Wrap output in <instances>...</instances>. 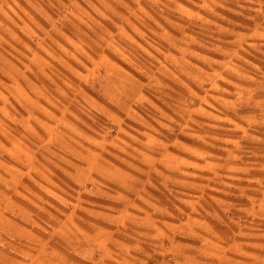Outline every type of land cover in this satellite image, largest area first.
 Here are the masks:
<instances>
[{"label":"rangeland","instance_id":"1","mask_svg":"<svg viewBox=\"0 0 264 264\" xmlns=\"http://www.w3.org/2000/svg\"><path fill=\"white\" fill-rule=\"evenodd\" d=\"M7 221L26 264H264V0H0Z\"/></svg>","mask_w":264,"mask_h":264},{"label":"crops","instance_id":"2","mask_svg":"<svg viewBox=\"0 0 264 264\" xmlns=\"http://www.w3.org/2000/svg\"><path fill=\"white\" fill-rule=\"evenodd\" d=\"M9 222L10 221L1 223L0 228L8 224ZM11 249L13 251H20V248H18V246H14V244L11 243L9 240H3L2 246L0 247V264H26L22 258H19L18 256L14 255V253H11ZM83 253L84 252H82L80 257L75 258L73 255L68 256L67 254L62 253L61 251H53L49 254V259L51 262H53V264H107L105 256L97 257L96 260H90L89 255L85 256L86 254ZM27 254L31 255L32 253L27 252ZM33 261H37L38 264L43 263V260H37V258L35 257L33 258ZM119 264H122V262H120Z\"/></svg>","mask_w":264,"mask_h":264}]
</instances>
